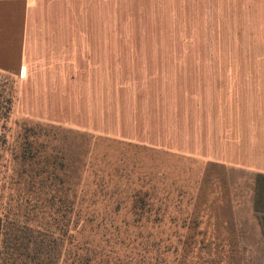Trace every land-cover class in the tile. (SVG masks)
<instances>
[{
    "label": "rangeland",
    "instance_id": "374dc122",
    "mask_svg": "<svg viewBox=\"0 0 264 264\" xmlns=\"http://www.w3.org/2000/svg\"><path fill=\"white\" fill-rule=\"evenodd\" d=\"M0 73L16 88L0 131L4 200L63 197L64 181L82 179L97 202L76 213L78 225L83 216L92 219L87 227L131 222L127 209L111 213L102 196L121 197L120 208L131 207L136 196L148 198L158 212L151 237L91 235L93 249L124 256L120 242L155 244L158 264H264L253 208L255 178L264 172V60L30 65L24 78ZM38 176L54 181L55 190L25 189ZM110 204L114 209L117 201ZM50 241L52 255L63 258L59 236Z\"/></svg>",
    "mask_w": 264,
    "mask_h": 264
},
{
    "label": "crops",
    "instance_id": "0c3cea01",
    "mask_svg": "<svg viewBox=\"0 0 264 264\" xmlns=\"http://www.w3.org/2000/svg\"><path fill=\"white\" fill-rule=\"evenodd\" d=\"M260 60L264 0H0V71L22 78L30 65Z\"/></svg>",
    "mask_w": 264,
    "mask_h": 264
},
{
    "label": "trees",
    "instance_id": "16d2710c",
    "mask_svg": "<svg viewBox=\"0 0 264 264\" xmlns=\"http://www.w3.org/2000/svg\"><path fill=\"white\" fill-rule=\"evenodd\" d=\"M15 98V85H12L6 74L0 73V131L6 129V124L12 115ZM1 136L3 139L6 137L4 134ZM3 168L0 153V174ZM37 180L36 182L32 178L26 181L25 189L31 191L33 186H38L42 192L44 189L52 191L56 188L54 187L55 182H50L49 178L39 179L38 176ZM63 186H66L67 191L63 197L56 198V195H51L49 198L23 197L20 201L17 199L14 205H12L11 198L4 200L0 195V264H158V255H156L158 245L155 244L125 245L120 242L117 246H120V249L123 248L124 256H121V251L111 249L107 252L91 248V235L98 238L108 236L119 239L133 236L151 237L155 231L158 212L148 198L136 196L131 207L120 208L123 204L119 199L121 197L117 198L112 195L99 197L102 204L107 202V209L113 214L127 209L128 214L131 215V222L119 226L107 227L99 224L95 227H87L86 224L92 219L83 216L84 224L78 225L75 215L76 213L78 215L83 207L96 208L97 201L93 200L96 195L89 194L86 190L89 185L87 187L82 179L76 183L66 180ZM73 187H78L77 195L70 197L69 191ZM91 188L95 186L92 185ZM114 199L117 201V206L112 209L110 203H114ZM253 207L264 236V174L262 173H258L255 178ZM102 219L105 220L106 217L103 216ZM35 221L37 225L30 227L29 222ZM48 225H57L59 228L56 227L54 230L44 228ZM53 235H58L64 245L63 258L61 255H52L49 250L50 239ZM114 245L116 246V243Z\"/></svg>",
    "mask_w": 264,
    "mask_h": 264
}]
</instances>
